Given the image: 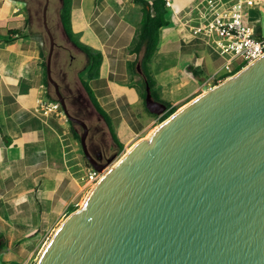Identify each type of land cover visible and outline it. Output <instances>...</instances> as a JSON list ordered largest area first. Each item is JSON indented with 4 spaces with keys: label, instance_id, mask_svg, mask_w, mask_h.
Here are the masks:
<instances>
[{
    "label": "water",
    "instance_id": "water-1",
    "mask_svg": "<svg viewBox=\"0 0 264 264\" xmlns=\"http://www.w3.org/2000/svg\"><path fill=\"white\" fill-rule=\"evenodd\" d=\"M45 1L49 84L83 128L87 161L105 172L112 159L92 156L88 124L69 113L53 78L57 43ZM145 105L159 116L168 110L148 83ZM37 264H264V54L135 142L62 221Z\"/></svg>",
    "mask_w": 264,
    "mask_h": 264
},
{
    "label": "crops",
    "instance_id": "crops-1",
    "mask_svg": "<svg viewBox=\"0 0 264 264\" xmlns=\"http://www.w3.org/2000/svg\"><path fill=\"white\" fill-rule=\"evenodd\" d=\"M171 2V22L160 30L150 69L161 98L181 107L223 80L225 60L190 32L203 20L206 0ZM29 3L0 0V264H29L89 188L80 139L60 104L45 103L48 35L38 23V2L31 9ZM70 5L72 30L103 55L99 76L90 79L87 73L86 80L119 140L118 129L127 127L130 136L121 143L140 138L159 122V115L142 117L143 80L128 68L137 58L129 47L141 5L134 0H70ZM243 11L244 24L264 38V0H245Z\"/></svg>",
    "mask_w": 264,
    "mask_h": 264
},
{
    "label": "trees",
    "instance_id": "trees-1",
    "mask_svg": "<svg viewBox=\"0 0 264 264\" xmlns=\"http://www.w3.org/2000/svg\"><path fill=\"white\" fill-rule=\"evenodd\" d=\"M136 3L140 4L142 7V19L138 26L136 35L134 36L129 51L130 53H136L137 58L134 61L128 62V68L132 74H140L137 71V64L140 62L142 68V80H143V98L145 104V96H146V83H148L151 87L152 95L154 99L165 103L168 106L167 112L159 116V123L168 118L172 113H174L179 107L172 106L171 102L161 98L158 92L155 89V80L151 74L150 62L152 57L154 56L159 42L160 30L162 27L170 24L169 18V6L166 5L165 0H153L152 2L148 0H134ZM70 0H62V7L60 10V20L65 30L66 35L70 38L71 43L76 45V47L85 53L88 58L87 67H90L88 71V77L90 79L99 76L100 66L102 64L103 55L101 52H96L92 48L87 45H83L75 38V32L72 30L71 26V7ZM46 73V86L49 85L47 70H46V60L43 62ZM239 70V69H238ZM228 75H225L222 79H225ZM82 84L91 100L95 110L99 113L101 118L108 125L109 131L120 148H123V143L120 142L117 135L115 134L111 122L109 121L108 115L101 108L96 96L94 95L89 83L87 80L81 79ZM217 84V82H216ZM49 97L52 101L58 102V99L52 97L49 94ZM146 106V105H145ZM147 109V107H146ZM148 110V109H147ZM149 111V110H148ZM158 116V115H156ZM72 132L75 138L80 139V134L77 130L72 127ZM89 167L92 165L87 161ZM77 206H72L68 215L76 210Z\"/></svg>",
    "mask_w": 264,
    "mask_h": 264
},
{
    "label": "rangeland",
    "instance_id": "rangeland-1",
    "mask_svg": "<svg viewBox=\"0 0 264 264\" xmlns=\"http://www.w3.org/2000/svg\"><path fill=\"white\" fill-rule=\"evenodd\" d=\"M29 1H30V3H29L30 9L32 8V6L35 7L34 2H36V3L38 2V11L36 12L37 18H38V23H39V26H41L44 29V26H43V8H44L46 1L45 0H29ZM61 7H62V0H50L49 8H48V24H49V27L51 28L52 32L55 35L56 43H57V47L55 49V54H54V58H53V66H52L53 78L60 84V90L63 94H65L63 92V84L61 83V77H62L61 73L64 72L66 74V82L69 84V86L75 91L76 94H78V93L82 94V97H83L82 99L85 100L83 105L87 106L90 110L95 111V113H97L98 116L100 117V119L102 120L101 116L95 110L91 100L89 99V96H88V94H87V92H86V90L82 84V81H81V79L86 80V78H87L88 58L84 52L80 51L77 47H75L68 40L67 35L64 32V29H63V26H62V23L60 20ZM44 31H45V29H44ZM75 38L79 42H81L83 45H85L84 42L80 40L77 33H75ZM47 46H49V39L47 40ZM47 90H48L47 97H46L47 100L45 102L46 106L48 105L47 103H49V102H54V103L59 104V101L58 102L52 101V99L49 97V94H50L52 97L57 99L54 86L49 84L47 86ZM141 95H142V99H143V90L141 91ZM69 109L71 112L73 111V109L71 107ZM59 110L64 114V116H65L64 118H67L66 113L64 112V110L61 106H60ZM139 110L142 113V117L156 116V115L150 113L149 111H147L145 109L144 105H142V107H140ZM68 121H69L68 122L69 128H70L72 134H73L72 127H74L77 130V132H79V134H80V132L83 131V129L80 125H78V124L74 125L70 120H68ZM86 121H87L88 125H91L95 121V118L92 116H87ZM102 125L105 129V132H106L105 133V139H106L107 144H108V150H107L106 159L104 162H106L109 158L112 159V162L108 165L107 169L110 168L113 164H115L128 151V148L131 145H133L135 142H137L140 138L149 135V133L152 131V130H149L145 134H143L140 138L133 139L130 142H124L123 148H120L117 145V143L115 142V140L113 139V137L109 131V128L106 125V123L104 122V120H102ZM111 126L114 130V126L113 125H111ZM118 132H119L120 140H122V141H125L130 136V133H128L127 127H125L124 125H122V127L120 129H118ZM90 188H91V186H89V188H87L86 192L82 195L80 202H79V205L83 204L84 198H85L87 192L90 190ZM62 221H63V219H62ZM62 221H61V223H62ZM58 227L56 226L51 231L50 234H47V236L45 237L44 243L41 247V250L34 256V258L31 260V262L29 264H37L43 249H45L46 245L48 244V242L50 241V239L52 238L53 234L55 233V231L57 230Z\"/></svg>",
    "mask_w": 264,
    "mask_h": 264
},
{
    "label": "built area",
    "instance_id": "built-area-1",
    "mask_svg": "<svg viewBox=\"0 0 264 264\" xmlns=\"http://www.w3.org/2000/svg\"><path fill=\"white\" fill-rule=\"evenodd\" d=\"M165 1L167 6L172 5L171 0ZM244 1L206 0L203 20L190 26V32L194 36L224 58L223 68L228 76L264 54V38L258 39L253 29L243 22ZM103 175L104 172L90 167L83 180L92 187Z\"/></svg>",
    "mask_w": 264,
    "mask_h": 264
},
{
    "label": "flooded vegetation",
    "instance_id": "flooded-vegetation-1",
    "mask_svg": "<svg viewBox=\"0 0 264 264\" xmlns=\"http://www.w3.org/2000/svg\"><path fill=\"white\" fill-rule=\"evenodd\" d=\"M61 76H62L61 83L63 84V92L65 93L62 94L64 96L65 104L69 113L77 116L80 119H83L84 121H86L87 116H92L95 118V121L91 125H88L89 127V133L87 137L88 149L94 158L99 159L97 156H100L102 157L101 158L102 162H104L106 159L108 144L105 139L106 132L102 125V120L100 119L98 114L95 113V111H92L87 106L83 105L85 100L82 99L83 98L82 94L81 93L76 94L75 91L69 86V84L66 82V74L63 72L61 73ZM70 107L73 109L72 112L69 109ZM73 124L75 125L78 123H73Z\"/></svg>",
    "mask_w": 264,
    "mask_h": 264
},
{
    "label": "bare ground",
    "instance_id": "bare-ground-1",
    "mask_svg": "<svg viewBox=\"0 0 264 264\" xmlns=\"http://www.w3.org/2000/svg\"><path fill=\"white\" fill-rule=\"evenodd\" d=\"M155 128H156V127H154L153 129H151L152 131H151L149 134H151V133L154 131ZM147 136H148V135H147ZM131 146H132V145H131ZM131 146H130V147H131ZM130 147L128 148V150L130 149ZM108 170H109V168L106 169L105 172H107ZM105 172H104V173H105ZM93 187H94V185H93V186L90 188V190L87 192L86 196H87L88 193L92 190ZM86 196H85V198H86ZM85 198H84V200H85ZM58 228H59V227H58ZM58 228H57V229H58ZM46 246H47V245H46ZM45 248H46V247H45Z\"/></svg>",
    "mask_w": 264,
    "mask_h": 264
}]
</instances>
